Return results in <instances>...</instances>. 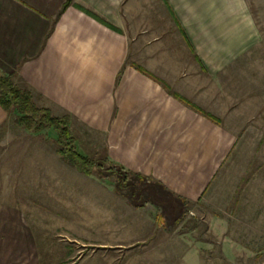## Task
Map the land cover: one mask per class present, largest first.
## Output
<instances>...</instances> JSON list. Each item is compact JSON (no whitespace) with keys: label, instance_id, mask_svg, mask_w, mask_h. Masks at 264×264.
Returning <instances> with one entry per match:
<instances>
[{"label":"crops","instance_id":"obj_1","mask_svg":"<svg viewBox=\"0 0 264 264\" xmlns=\"http://www.w3.org/2000/svg\"><path fill=\"white\" fill-rule=\"evenodd\" d=\"M65 1L0 0L1 71L38 107L71 117L84 156L199 202L264 118V0H73L54 23ZM41 133L0 107V264L173 261L155 204L178 211L176 201L151 204L141 199L157 197L155 188L121 192L111 179L94 181ZM67 243L142 254L119 261Z\"/></svg>","mask_w":264,"mask_h":264},{"label":"rangeland","instance_id":"obj_2","mask_svg":"<svg viewBox=\"0 0 264 264\" xmlns=\"http://www.w3.org/2000/svg\"><path fill=\"white\" fill-rule=\"evenodd\" d=\"M259 10L258 15L264 13V4ZM257 24L263 35L261 45L264 47V21ZM257 122L258 125L252 128L254 132L245 135L244 148L232 155L210 190L197 203L175 200L171 194L155 187L157 185L148 180L136 177L131 179L133 190L155 188L157 197L152 198L143 192L141 201L152 204L158 197L160 200L176 201L173 204L178 207V211L169 203L155 204L166 226L170 227L168 233L177 249V252H172L173 261L160 264H264V118L260 117ZM46 133L40 135L55 140ZM100 175L96 172L94 181L102 180ZM110 179L117 188V178ZM58 235L52 233L50 240L57 245L55 253L63 254V248L55 242ZM96 242L98 240L94 239ZM71 244L67 243L66 246ZM72 246L74 250L78 247L75 250L77 253L89 256L112 254L119 261L124 256L142 254L138 246L101 250L94 245V249L87 247L81 251L76 244ZM94 264L107 263L95 261Z\"/></svg>","mask_w":264,"mask_h":264},{"label":"trees","instance_id":"obj_3","mask_svg":"<svg viewBox=\"0 0 264 264\" xmlns=\"http://www.w3.org/2000/svg\"><path fill=\"white\" fill-rule=\"evenodd\" d=\"M73 0H66L58 15L54 19L56 23L61 15L72 5ZM92 17L101 23L113 27L109 22L101 18L99 15L87 11ZM116 29V28H115ZM139 70L147 73V71L139 66ZM182 101L196 108L185 99L179 97ZM0 107L8 113H15L18 117L20 125L27 130L40 133L49 131L56 143L60 147V155L64 161L70 166L78 170L85 176H91L99 172L101 179L108 180L110 177L117 178V189L121 192L131 190L130 174L121 166L108 162L106 158L99 155L88 157L81 154L77 148V139L71 128V117L65 115L56 117L50 109L38 107L34 102L33 94L29 90L17 87L11 75L3 73L0 69ZM206 114L211 120L219 122L215 117ZM142 178V177H139ZM130 185V186H129ZM131 187V188H130ZM180 221V220H179ZM179 223V222H178Z\"/></svg>","mask_w":264,"mask_h":264}]
</instances>
